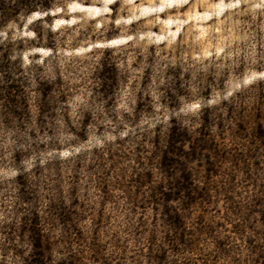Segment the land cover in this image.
Masks as SVG:
<instances>
[{
  "label": "rangeland",
  "instance_id": "1",
  "mask_svg": "<svg viewBox=\"0 0 264 264\" xmlns=\"http://www.w3.org/2000/svg\"><path fill=\"white\" fill-rule=\"evenodd\" d=\"M52 1L53 51L29 47L39 14L0 28V52L60 80L41 128L0 117V264H264V0ZM103 64L117 72L112 101L90 94ZM175 75L177 109L160 100ZM34 88L23 85L32 119ZM173 121L188 154L196 139L212 146L185 159L198 193L173 202L178 230L158 193Z\"/></svg>",
  "mask_w": 264,
  "mask_h": 264
},
{
  "label": "trees",
  "instance_id": "2",
  "mask_svg": "<svg viewBox=\"0 0 264 264\" xmlns=\"http://www.w3.org/2000/svg\"><path fill=\"white\" fill-rule=\"evenodd\" d=\"M62 5L61 2H53L52 0H0V28L10 22H16L18 20L15 18L17 14L21 13L23 17L39 14L41 17L34 19L29 24V30L34 39V42L31 43L29 47H39L53 51L55 46L53 33L51 31L52 21L49 17V13L56 9L62 10ZM82 5L87 6L88 4L84 3ZM43 21H46L47 24L44 33L35 28L36 24ZM105 65L103 64L104 68L95 75L98 81L97 86L90 88V94L112 101L113 94L117 87V72L114 64H111L109 68H105ZM34 67L36 66L33 64L28 65L25 71H23L22 64L18 59L12 57L6 50L0 52V117L4 125L16 124L17 126H24V124L32 123L40 127L47 118H51V116L48 115L49 109L54 103L51 95L55 89L54 87L60 84V80L57 79L55 82L40 81L36 75L31 73V68ZM174 70L178 72L179 68L176 67ZM29 78L33 79L35 83V97L33 103L37 112L33 119L29 114L28 102L23 92V85ZM24 79L25 81H23ZM143 85L144 81L141 83V86ZM163 85L161 102L168 107L179 108L178 93L181 83L177 76L175 75L174 79H171V81ZM204 90L209 91V86H205ZM136 106L139 108L141 105L137 103ZM109 119L112 125L136 126L135 120L129 122H116V120H112L113 118ZM203 120L207 121V118H203ZM89 125L90 120L83 118L80 130L84 131ZM34 133L33 130L28 133V136L32 137ZM70 134L74 135L73 130H70ZM254 135L261 141L264 151V128L260 124L257 126ZM165 137L164 148L159 156V168L167 176V183L158 188V193L162 201L161 215L169 228L178 230L181 227L182 219L173 208V202L184 199L186 205L190 204L193 201V196L198 193L190 180V172L187 169L185 159H196L205 150H210L212 146L205 142H199V140L196 139L193 141L192 153L188 154L185 152V145L190 142V140L188 141L185 131L175 121H173L172 125L167 129ZM18 141L21 144L23 143L21 142L22 140ZM20 156L21 151L18 150L15 154V158ZM180 158L183 160L181 161ZM175 172L179 173L177 178L173 177ZM262 201L264 205V194L262 196ZM262 218L264 222V210L262 211ZM178 240H181V238ZM32 246L36 247V244ZM162 259L163 255H160L155 256L154 260L157 264H161ZM30 261L34 263L36 260L33 259Z\"/></svg>",
  "mask_w": 264,
  "mask_h": 264
}]
</instances>
